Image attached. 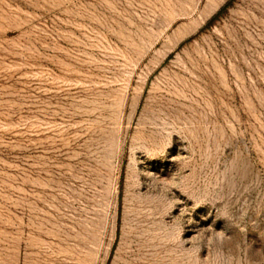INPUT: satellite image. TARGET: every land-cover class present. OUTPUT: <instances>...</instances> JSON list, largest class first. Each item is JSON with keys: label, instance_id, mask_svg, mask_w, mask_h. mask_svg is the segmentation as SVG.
Returning a JSON list of instances; mask_svg holds the SVG:
<instances>
[{"label": "rangeland", "instance_id": "374dc122", "mask_svg": "<svg viewBox=\"0 0 264 264\" xmlns=\"http://www.w3.org/2000/svg\"><path fill=\"white\" fill-rule=\"evenodd\" d=\"M0 264H264V0H0Z\"/></svg>", "mask_w": 264, "mask_h": 264}, {"label": "trees", "instance_id": "16d2710c", "mask_svg": "<svg viewBox=\"0 0 264 264\" xmlns=\"http://www.w3.org/2000/svg\"><path fill=\"white\" fill-rule=\"evenodd\" d=\"M227 6H228V4L224 5V6L221 8V10H220L216 15H218L221 11H223Z\"/></svg>", "mask_w": 264, "mask_h": 264}]
</instances>
